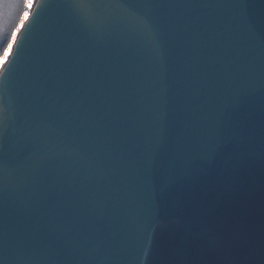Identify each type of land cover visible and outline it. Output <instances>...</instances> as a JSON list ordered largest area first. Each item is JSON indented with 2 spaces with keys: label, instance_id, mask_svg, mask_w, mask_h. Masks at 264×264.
Here are the masks:
<instances>
[{
  "label": "water",
  "instance_id": "1",
  "mask_svg": "<svg viewBox=\"0 0 264 264\" xmlns=\"http://www.w3.org/2000/svg\"><path fill=\"white\" fill-rule=\"evenodd\" d=\"M14 37L7 264H264V0H33Z\"/></svg>",
  "mask_w": 264,
  "mask_h": 264
},
{
  "label": "trees",
  "instance_id": "2",
  "mask_svg": "<svg viewBox=\"0 0 264 264\" xmlns=\"http://www.w3.org/2000/svg\"><path fill=\"white\" fill-rule=\"evenodd\" d=\"M24 0H0L3 5L2 15H0V54L9 44L14 29L18 23Z\"/></svg>",
  "mask_w": 264,
  "mask_h": 264
},
{
  "label": "rangeland",
  "instance_id": "3",
  "mask_svg": "<svg viewBox=\"0 0 264 264\" xmlns=\"http://www.w3.org/2000/svg\"><path fill=\"white\" fill-rule=\"evenodd\" d=\"M31 1L33 2V0H28V3H27V11H25V4H24V1H23V4H22V9H21V13H20V16H19V20H18V23H17V25H16V27H15V29H14V32H13V34H12V36L10 37V39H12L14 36H15V34H16V32L18 31V27L21 25L19 22H20V18L21 17H23V19H25L24 17L28 14V11H29V9H30V7H31ZM29 2L31 3V4H29ZM9 39V40H10ZM9 42V41H8ZM13 43V42H12ZM12 43L11 44H8L7 45V47H5L4 49H3V52L0 54V56H2V57H4V58H0V64H3V62H5V59H6V57L8 56V52H9V49L11 48V45H12ZM5 49H7V51H5Z\"/></svg>",
  "mask_w": 264,
  "mask_h": 264
},
{
  "label": "snow or ice",
  "instance_id": "4",
  "mask_svg": "<svg viewBox=\"0 0 264 264\" xmlns=\"http://www.w3.org/2000/svg\"><path fill=\"white\" fill-rule=\"evenodd\" d=\"M27 3H28V0H24V4H25V11H27ZM2 8H3V5H0V15H2ZM20 24H23L24 23V19L23 17L20 18ZM15 37H13L12 39L9 40V44L12 43V40L14 39ZM5 51H7V49H5ZM0 58H4L2 56H0ZM4 64H0V72L4 71ZM0 135H2V129H0ZM3 250H2V246H0V264H7V260L6 258L3 256Z\"/></svg>",
  "mask_w": 264,
  "mask_h": 264
},
{
  "label": "bare ground",
  "instance_id": "5",
  "mask_svg": "<svg viewBox=\"0 0 264 264\" xmlns=\"http://www.w3.org/2000/svg\"><path fill=\"white\" fill-rule=\"evenodd\" d=\"M31 3H32V1H31ZM30 2H29V4H31ZM25 18V17H24ZM4 63V62H3Z\"/></svg>",
  "mask_w": 264,
  "mask_h": 264
}]
</instances>
